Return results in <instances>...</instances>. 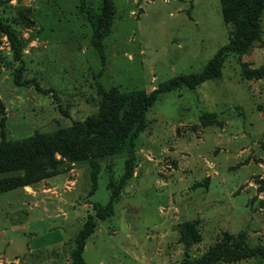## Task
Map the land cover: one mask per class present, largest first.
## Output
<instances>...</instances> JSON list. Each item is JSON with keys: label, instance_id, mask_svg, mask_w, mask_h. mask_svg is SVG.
<instances>
[{"label": "rangeland", "instance_id": "obj_1", "mask_svg": "<svg viewBox=\"0 0 264 264\" xmlns=\"http://www.w3.org/2000/svg\"><path fill=\"white\" fill-rule=\"evenodd\" d=\"M221 1L114 0L97 76L101 63L78 0H0L1 20L23 45L22 62L14 60L0 30V141L74 137L100 106L97 77L126 112L160 82L200 71L232 37ZM259 20L260 41L241 56L227 53L219 76L163 92L148 108L132 176L114 214L96 220L84 261L182 264L224 236L264 245V74L241 70V62L264 63V9ZM99 149L98 139L88 147L99 164L92 194L88 160L58 151L40 158L36 172H0V264H71L77 231L125 168L126 153ZM20 181L28 183L11 187Z\"/></svg>", "mask_w": 264, "mask_h": 264}, {"label": "trees", "instance_id": "obj_2", "mask_svg": "<svg viewBox=\"0 0 264 264\" xmlns=\"http://www.w3.org/2000/svg\"><path fill=\"white\" fill-rule=\"evenodd\" d=\"M223 13L229 14L233 26L230 41L220 47L202 69L195 73L176 75L164 80L150 94L142 97L137 104L126 112L116 105L112 93L107 90L97 77V89L101 103L97 110L86 116L78 125L74 137H57L49 134H34L26 142L13 143L2 138L0 141V172L24 169L26 174L38 170L37 161L48 158L53 152L66 154L73 160L87 159L90 165V190L92 194L97 187L99 171L98 162L89 158L88 147L95 139L100 141L99 154L126 153L124 172L118 180L110 181V194L104 205H96L94 212L77 231L74 246L70 251L71 264H92L82 257L85 240L94 231L96 220H105L115 212V202L121 188L131 178L135 165V140L146 124L145 114L148 108L158 99L161 93L171 91L186 84H197L219 76L223 60L227 53L233 52L239 56L246 53L256 42L260 41V16L264 9V0H222ZM78 10L91 29L90 42L99 56L101 70L105 64L104 39L111 32L112 21L116 13L114 0H100L95 6L92 0H78ZM0 30L8 37L14 60L22 62V42L15 31L0 18ZM242 73L246 76H261L264 74V63L258 67L249 68L246 62H241ZM19 70L14 71L13 78L20 83ZM40 90V88L37 86ZM45 91L44 89H41ZM47 91V90H46ZM45 91V92H46ZM51 91V90H50ZM54 94V93H53ZM0 110L3 104L0 100ZM1 136H4L3 128ZM28 182L20 181L13 186ZM192 240H188L189 244ZM252 256L264 257V245H249L243 235L235 239L224 236L221 240L207 248L201 255L184 259L182 264H215L217 262H232Z\"/></svg>", "mask_w": 264, "mask_h": 264}]
</instances>
